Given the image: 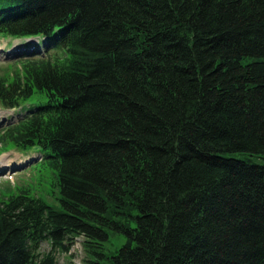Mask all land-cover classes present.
<instances>
[{
	"label": "trees",
	"instance_id": "16d2710c",
	"mask_svg": "<svg viewBox=\"0 0 264 264\" xmlns=\"http://www.w3.org/2000/svg\"><path fill=\"white\" fill-rule=\"evenodd\" d=\"M0 37V139L60 203L0 201V264H264V0H0Z\"/></svg>",
	"mask_w": 264,
	"mask_h": 264
},
{
	"label": "rangeland",
	"instance_id": "374dc122",
	"mask_svg": "<svg viewBox=\"0 0 264 264\" xmlns=\"http://www.w3.org/2000/svg\"><path fill=\"white\" fill-rule=\"evenodd\" d=\"M10 38H0V77L11 79L12 72L19 69L21 64L29 61L30 58H19V60L9 59L5 48L11 43L19 42ZM8 42V45H7ZM11 50V48L9 49ZM61 55L58 53L56 55ZM19 109L7 110L0 107V131L7 122L15 120L18 117ZM2 133L0 132V137ZM37 156L36 154H34ZM34 155L24 156L20 154L9 141L0 139V201L6 199L8 195L15 194L21 189L26 190L33 196L41 197L46 203L54 207H60L58 201V186L56 176L53 170L41 161H36ZM30 157L32 163L24 161V158ZM29 163V164H28ZM24 165V166H23ZM125 241V237L121 233H113L109 240L104 242V252L110 256ZM74 245L67 252L55 251L54 255L59 264H66L71 261L75 264H84L86 259L82 246L79 243ZM50 245L45 242L41 245L39 253L49 251ZM97 258H94V261ZM100 264H111L109 258L100 259ZM97 264V263H93Z\"/></svg>",
	"mask_w": 264,
	"mask_h": 264
}]
</instances>
